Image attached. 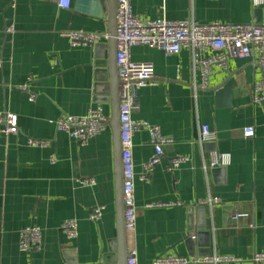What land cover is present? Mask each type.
<instances>
[{"label":"crops","instance_id":"0c3cea01","mask_svg":"<svg viewBox=\"0 0 264 264\" xmlns=\"http://www.w3.org/2000/svg\"><path fill=\"white\" fill-rule=\"evenodd\" d=\"M58 1L0 0V111L19 117L18 133H0V264H100L117 235L111 128L81 144L56 126L63 115L84 116L101 105L95 100L96 44L74 46L65 33H108V13L78 11L76 0L63 8ZM132 9L142 19L264 23V0H132ZM131 54L153 63L158 80L139 89L133 116L173 141L145 181L152 134L142 128L134 135L138 219L127 234L128 249H137L141 264L166 254L212 253L253 264L254 253L264 252V100L252 101L262 68L252 58L230 59L195 92L202 73L187 47L166 55L141 44ZM101 106L110 114L109 104ZM202 124L213 134L204 143ZM247 127H254V136H244ZM28 138L49 144L32 146ZM178 155L189 160L172 169ZM219 155L229 159L213 167ZM209 197L220 202L203 203ZM96 206H104L97 222L89 218ZM70 219L78 223L75 239L61 229ZM29 226L42 230V243L25 252L21 231Z\"/></svg>","mask_w":264,"mask_h":264},{"label":"built area","instance_id":"2783aa9c","mask_svg":"<svg viewBox=\"0 0 264 264\" xmlns=\"http://www.w3.org/2000/svg\"><path fill=\"white\" fill-rule=\"evenodd\" d=\"M15 4L16 0H11ZM73 0H59L58 5L70 8ZM258 3V0H252ZM13 31V27L8 29ZM72 45H95L102 39H108V33L88 32L74 30L65 33ZM117 67L120 79V130L123 163V193L125 203L124 223L127 234L135 230L138 219V208L135 196V167L133 159V138L137 131L147 128L152 134L154 154L145 164L146 173L142 176L149 180V172L164 157V145L173 140L165 136L160 127L149 124L144 120H137L133 113L138 108V91L147 85L158 83L155 77V67L151 62H138L132 59V48L146 44L164 51L166 55H177L183 48L191 50L195 68H200L202 82L194 86L205 89L215 67L227 68L230 59H254L262 68V77L255 81L252 87V101L258 104L264 100V23H225L214 21L200 23L194 18L182 20L142 19L134 14L132 0H118L117 9ZM211 51L210 55H203ZM1 65V61H0ZM27 89V87H23ZM34 95L31 99H34ZM57 129L67 132L79 143L86 144L89 139L103 133L110 128V114L106 113L101 105L89 109L84 116L63 115L56 121ZM19 132V117L10 111H0V133L12 134ZM255 134L254 127L244 129L245 137ZM211 128L202 124L199 129V142L204 143L212 139ZM29 145L48 146L46 140L28 138ZM228 155L216 156L212 166L227 162ZM189 157L178 155L172 158L171 168L179 167L187 162ZM81 183L89 185L93 179H84ZM220 202L218 197H209L203 203L213 205ZM160 205V204H156ZM153 206V205H151ZM104 206L92 209L89 218L99 221ZM62 231L68 239H75L78 234V223L74 219L65 221L61 225ZM42 243V230L37 226H29L21 231L20 248L22 251L40 249ZM253 264H264V252H255L252 257ZM244 260L234 255L218 253L206 255H192L183 257L177 254H166L153 260L150 264H242ZM127 264H141L138 251L135 247L128 249Z\"/></svg>","mask_w":264,"mask_h":264},{"label":"water","instance_id":"95a60500","mask_svg":"<svg viewBox=\"0 0 264 264\" xmlns=\"http://www.w3.org/2000/svg\"><path fill=\"white\" fill-rule=\"evenodd\" d=\"M76 9L85 13L100 14L102 11L108 13V34L106 43L95 45V55L98 61L95 63V94L96 101L101 105H110V128L112 131L114 166H115V190H116V212H117V235L108 248V253L103 255L100 264H127L128 244L125 229V203L123 193V163L122 144L120 130V79L117 67V9L118 0H76ZM227 85L224 91L228 90ZM204 235L208 232L203 230ZM209 234V233H208Z\"/></svg>","mask_w":264,"mask_h":264}]
</instances>
